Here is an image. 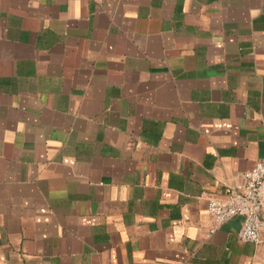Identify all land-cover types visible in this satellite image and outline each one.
<instances>
[{
    "label": "crops",
    "instance_id": "obj_1",
    "mask_svg": "<svg viewBox=\"0 0 264 264\" xmlns=\"http://www.w3.org/2000/svg\"><path fill=\"white\" fill-rule=\"evenodd\" d=\"M263 160L264 0H0V264H264Z\"/></svg>",
    "mask_w": 264,
    "mask_h": 264
},
{
    "label": "built area",
    "instance_id": "obj_2",
    "mask_svg": "<svg viewBox=\"0 0 264 264\" xmlns=\"http://www.w3.org/2000/svg\"><path fill=\"white\" fill-rule=\"evenodd\" d=\"M243 178L242 186L225 190L224 199H209L211 226L207 236L214 235L225 222L241 217L242 224L237 240L259 246L262 244L261 235L264 230V160L255 164Z\"/></svg>",
    "mask_w": 264,
    "mask_h": 264
}]
</instances>
